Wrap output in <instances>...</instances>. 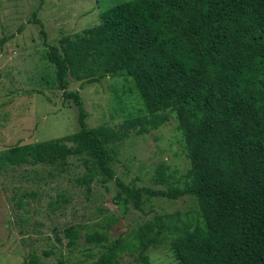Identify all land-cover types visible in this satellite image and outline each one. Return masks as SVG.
Segmentation results:
<instances>
[{"label": "trees", "instance_id": "16d2710c", "mask_svg": "<svg viewBox=\"0 0 264 264\" xmlns=\"http://www.w3.org/2000/svg\"><path fill=\"white\" fill-rule=\"evenodd\" d=\"M32 22L54 66L53 84L77 107L79 128L0 150V169L44 163L64 171L68 158L78 156L87 191L96 177L113 180L115 200L124 207L140 209L144 194L192 195L197 210L191 218L180 211L155 214L138 226L132 244L139 264H150L148 250L165 240L179 264H264V0H125L57 44L47 42L37 10ZM107 75L129 77L146 114L118 128L89 127L81 95L68 90L67 78L93 83ZM172 113L189 162L182 184L170 182L164 163L156 166L155 180L166 188L125 183L113 167L112 144L130 130L158 128ZM63 234L70 247L83 238L99 248L91 264H117L127 246L104 230L82 234L71 225ZM36 262L30 254L23 264Z\"/></svg>", "mask_w": 264, "mask_h": 264}, {"label": "rangeland", "instance_id": "374dc122", "mask_svg": "<svg viewBox=\"0 0 264 264\" xmlns=\"http://www.w3.org/2000/svg\"><path fill=\"white\" fill-rule=\"evenodd\" d=\"M122 1L0 0V39L6 38L0 44V150L61 137L79 128L77 107L63 99L53 84L54 66L45 58L46 45L39 25L32 22V12L37 10L47 42L57 44L63 35L97 24L102 11ZM67 80L68 90L81 95L89 127L118 128L124 120L146 114L125 75H107L93 83L71 76ZM112 147L116 175L137 187L166 188L155 180L159 163L168 167V179L178 185L189 167L174 113L146 133L130 130ZM85 171L78 156L68 158L64 171L44 163L0 169V264H23L30 254L37 257L35 264H91L99 248L83 238L68 246L63 229L71 225L80 227L82 234L97 229L106 231L110 239L123 238L127 246L117 264H139L132 244L139 225L155 214L180 211L179 217L191 218L197 210L192 195L169 199L144 194L140 209L124 207L115 200L113 180L101 183L96 177L87 191L79 181ZM148 256L150 264H179L168 240L150 248Z\"/></svg>", "mask_w": 264, "mask_h": 264}]
</instances>
